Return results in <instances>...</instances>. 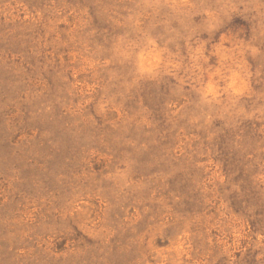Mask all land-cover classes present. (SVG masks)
Wrapping results in <instances>:
<instances>
[{"label":"rangeland","instance_id":"obj_1","mask_svg":"<svg viewBox=\"0 0 264 264\" xmlns=\"http://www.w3.org/2000/svg\"><path fill=\"white\" fill-rule=\"evenodd\" d=\"M0 264H264V0H0Z\"/></svg>","mask_w":264,"mask_h":264}]
</instances>
